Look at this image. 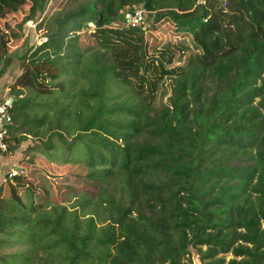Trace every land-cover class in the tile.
Masks as SVG:
<instances>
[{
    "label": "trees",
    "instance_id": "obj_1",
    "mask_svg": "<svg viewBox=\"0 0 264 264\" xmlns=\"http://www.w3.org/2000/svg\"><path fill=\"white\" fill-rule=\"evenodd\" d=\"M48 2L0 0V60ZM134 7L142 24H115ZM90 23L95 52L79 48ZM54 24L22 59L10 134L56 135L62 163L104 187L90 215L84 201L31 225L30 187L6 180L0 232L39 243L0 264H192L191 250L202 264H264V0H92Z\"/></svg>",
    "mask_w": 264,
    "mask_h": 264
},
{
    "label": "rangeland",
    "instance_id": "obj_2",
    "mask_svg": "<svg viewBox=\"0 0 264 264\" xmlns=\"http://www.w3.org/2000/svg\"><path fill=\"white\" fill-rule=\"evenodd\" d=\"M90 1L92 0H49L44 13L39 14L33 22L27 23L22 32L17 35V39L10 38L9 51L0 60V101L6 97L14 96L11 89L16 79L23 73L21 68L23 57L41 45L44 39L53 32L56 28L54 24L56 18H60L67 12L75 10ZM127 10L129 9L126 8L120 13L115 24L120 27L127 25ZM130 12L132 11L130 10ZM88 27V29L84 28L79 34V48L81 51L91 49V52H95L98 49V45L91 36L95 32V27L91 23ZM101 52H104V49H101ZM123 54L125 52L120 55ZM163 56L168 57V54ZM178 63L174 66H178ZM151 74L157 73L151 70ZM171 85L172 83L169 79H164L160 83L155 101L157 107L162 102H166L171 96ZM109 92L111 96H120L119 101L127 97L125 89L113 80H110ZM24 94H27V91ZM48 138L53 143L54 149L47 148ZM66 140L71 142L72 139L66 137ZM58 143L59 140L56 135L51 137L45 135L41 139H36L31 136H24L13 128L9 139V151L5 154H0V185L8 180L7 174L15 166L22 169L21 180L30 187V193L27 194L25 192L24 194L21 189L20 194L24 195L27 203L25 215L21 214L30 218L31 225L34 224L33 220L40 213L48 211L52 207L63 206L68 211H74L81 209L80 203L85 201V207L80 210L81 215H83V211H85L84 215H90L91 211L98 208L100 203L99 195L104 184L100 182L98 185L97 183L92 185L83 180L89 172L88 168H85L81 163L63 164ZM8 191L7 189L6 193ZM32 206L34 209L31 208ZM18 229L21 230L20 227ZM36 243L39 242L23 243V240L16 242L11 234L6 235L0 232V257L15 254L22 250L25 251L27 246ZM191 253L192 264H202L197 252L191 250ZM34 255H36L34 258L35 262H38L42 252L39 251ZM231 258L232 256H227V260Z\"/></svg>",
    "mask_w": 264,
    "mask_h": 264
},
{
    "label": "built area",
    "instance_id": "obj_3",
    "mask_svg": "<svg viewBox=\"0 0 264 264\" xmlns=\"http://www.w3.org/2000/svg\"><path fill=\"white\" fill-rule=\"evenodd\" d=\"M131 9L127 10L126 13V20L128 25L137 26L142 24L145 21L144 11L141 8L134 7L130 12ZM47 39H44L45 42ZM42 42V43H43ZM15 105L14 97H6L0 101V154H5L9 151L10 144V127L13 124V109ZM23 173L22 169L16 171L12 169L7 174V179L12 181L14 177L18 175V173Z\"/></svg>",
    "mask_w": 264,
    "mask_h": 264
},
{
    "label": "crops",
    "instance_id": "obj_4",
    "mask_svg": "<svg viewBox=\"0 0 264 264\" xmlns=\"http://www.w3.org/2000/svg\"><path fill=\"white\" fill-rule=\"evenodd\" d=\"M16 167L14 166L13 168H11V169H15Z\"/></svg>",
    "mask_w": 264,
    "mask_h": 264
},
{
    "label": "water",
    "instance_id": "obj_5",
    "mask_svg": "<svg viewBox=\"0 0 264 264\" xmlns=\"http://www.w3.org/2000/svg\"><path fill=\"white\" fill-rule=\"evenodd\" d=\"M16 171L18 170V168L15 169Z\"/></svg>",
    "mask_w": 264,
    "mask_h": 264
}]
</instances>
